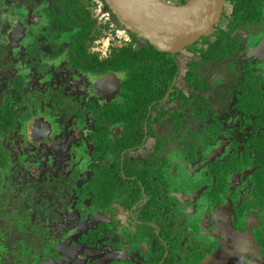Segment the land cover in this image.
<instances>
[{"label":"flooded vegetation","instance_id":"af4514ba","mask_svg":"<svg viewBox=\"0 0 264 264\" xmlns=\"http://www.w3.org/2000/svg\"><path fill=\"white\" fill-rule=\"evenodd\" d=\"M44 11L43 7H33L31 0H0V82L6 79L0 106L11 103L13 99L17 101L21 93L22 105H25L23 99L31 101L33 85L29 83L36 76L42 82L36 86V96L44 100L49 96L50 100L39 105L42 113L33 110L38 119H29L22 127L30 141L48 140L56 124L82 132L81 138L89 144L87 130L97 128L88 112L84 119L72 115L66 118L55 104L52 122L49 121L47 107L50 109L52 103H58L55 99L62 94L61 90L64 92L61 98L64 104L70 97L85 96L99 104L118 100L125 105L128 100L122 96L121 75L109 70L93 76L72 68L66 51H61L64 38L61 44H57L55 42L60 38L52 34L51 37L55 38L52 42L54 50L48 53H58L60 63L52 65V61L41 58L40 36L31 39L27 51L23 49L24 39L35 32V29L28 28L29 18L32 21L33 17L39 16L41 24L38 30L42 31L43 39H50V35L46 37L48 21L43 16ZM235 34V41H227L224 45L233 48L210 61L211 64L200 72L210 85H201L205 87L197 88L196 95H193L195 86L188 87L186 94L189 99L182 104L181 99H169L171 92L181 87L180 82H174L161 99L151 101L150 111L158 117L155 121L145 118L140 143L123 150L114 145L109 148L111 159L118 151L122 160L128 155L144 162L156 153L158 159L174 172L180 168L182 160L190 159L191 156L187 158L183 154L188 147L195 148L189 146L190 142L205 140L203 148L196 149L195 164L216 170L211 162L216 160L222 165L227 160L225 163L231 169L230 175L226 171L220 199L198 195L197 192L180 196V202L165 204L162 201L165 199L164 192L160 196L152 188L153 192L145 189L142 180L143 193L139 198L121 193L108 203L102 202L94 195L97 190L92 192L93 195L85 192V186L93 181L90 176L94 175V171L91 172L84 161H79L81 158L71 165L70 173H75L77 179L68 188L62 185L60 179L67 168L54 159L61 158L55 154L57 150L42 148L37 153L28 148L18 150L4 141L12 160L9 166L2 165L0 170V264H264L259 259L264 257V205L260 204L264 201V92L263 95L254 92L245 101L246 104L241 97L251 89L242 86L247 76L257 73L264 76V48L260 45L264 42V23L249 22ZM104 41L95 50L100 49L102 57H107L108 45L104 49ZM20 49L27 52L22 57L27 63L21 58L17 65ZM254 49L260 53L257 50L255 55ZM5 50H13V58L4 59ZM199 51L200 59L205 61L204 52ZM179 52L182 51L173 53L177 60L182 59L181 54H177ZM8 63L14 68L6 67ZM52 67L58 74L56 78L49 72ZM52 79L54 83L51 85ZM78 79L90 89L86 88L81 94L75 89L74 82ZM175 79H179L178 73ZM21 80L24 83L22 91L29 92V95L24 96L18 91ZM139 108L140 105H136L131 112L135 113ZM137 119L138 116L127 123L122 120L104 122L102 127H109L113 142L119 144L118 139L132 131L131 123L138 129ZM32 123L35 124L34 135L31 134ZM76 123L85 128L80 129L75 126ZM19 128L8 136L9 140ZM37 134L40 137L36 139ZM128 138L132 136L128 135ZM48 157L50 162L55 160L51 166L45 164ZM175 178L173 181H176ZM96 182L100 195L114 184L113 179H98ZM79 194L85 195L84 199ZM164 216L167 221L161 220ZM244 222L245 226L242 225ZM164 224L173 227L166 232ZM180 235H188L192 239L191 248L187 249V246L186 249L176 250L174 244L168 243ZM172 246L174 251L170 250Z\"/></svg>","mask_w":264,"mask_h":264},{"label":"trees","instance_id":"16d2710c","mask_svg":"<svg viewBox=\"0 0 264 264\" xmlns=\"http://www.w3.org/2000/svg\"><path fill=\"white\" fill-rule=\"evenodd\" d=\"M171 1L185 3L188 0ZM40 2L42 1L31 0L33 7H43L45 9L43 16L48 21V35L52 33V36L55 37H59L60 35L65 36L63 44H61V51H66L65 55L68 56L67 58L70 60L71 67L90 73L93 76L103 74L109 70H115L121 75L122 96L128 100L125 105L118 102V100L99 104V102L91 99V97L87 98L84 96L78 98L70 97L67 103L64 104L61 99L64 92L61 90L62 94L56 96L55 99V102L58 103H52L50 109L47 107V113L52 118H54L53 114L55 112L53 110L55 104H58V108L62 109L66 118L72 115L77 116V119H84L86 112L93 117L94 126L97 129L87 130L89 144H87L85 139L76 137L78 143L83 142L85 144L82 148V156L79 161H84V165L88 164L91 172L94 171V175L91 174L90 176L93 181H90L89 185L85 186V192L92 194L94 190H97L94 191V195L98 196V200L107 203L116 199L115 197H118L121 193L130 194L137 199L143 193L142 183H140L143 180L146 185L145 189L151 190L152 188L160 196L164 192L165 199L162 201L165 204L170 201L180 202V196L193 195L197 192L198 195L213 196L215 200L220 199L221 196L219 195H222L223 183L226 182L227 173L231 174V169L225 163L227 160L222 165H220L219 161L216 162V160L211 162V165H214L216 170H209L195 164V156L198 154L196 153V149L197 147L203 148L205 140L199 139L197 143L195 141L190 142L189 146L195 148L188 147L189 149L183 152L187 158L191 156L190 159L182 160L180 168L174 170V172L168 168L170 167L169 165L163 164L158 159L156 153H152L153 157L144 162L135 157L131 158L128 155L122 160L118 151L115 152L113 159H111L109 158V148L115 146L123 150L140 143V138L143 134L141 128L144 125L145 118L147 117L155 121L158 117L155 112L150 111L149 105L151 101L161 99L174 82H180L181 87L178 90H173L169 99L173 101L181 99L180 103L182 104L186 103L189 99L186 94L189 90L188 87L191 89L192 86H195L193 95H196V89L201 88V85H210L208 79L205 77L203 79L200 72L204 67L211 64L210 61L218 59L225 52L227 53V51L233 48V46L226 48L224 45L227 41H235V37H233L234 33H236V36L237 32L242 30V27L249 25V22L264 23V0H226L223 20L215 26L213 34L202 36L197 43L177 53L181 54L183 61L182 59H180L181 61L177 60L176 54L158 50L148 39L140 37L132 30H129L131 41L118 40L113 37L110 25L101 21L95 14V0H43L42 4ZM106 5L108 6V4ZM114 20L118 23L120 22L115 14ZM104 40L109 41L106 53L107 57H102L100 49L95 50L99 46V43ZM260 45L264 48V42H261ZM199 46H201L200 49ZM199 50L204 52L202 55L205 57V61L200 59V55H198ZM177 61L179 64L182 62L183 65L181 64L180 67ZM177 73L179 79H175ZM23 86L24 83L21 80L18 91L23 92L24 96L29 95V92L22 91L24 89ZM242 86L251 88L241 95L242 102L246 104V100L251 98L254 92L263 95V74L257 73L247 76ZM32 89V100L25 102L23 99L25 105H22L21 99L23 96L21 93L17 101H13V99L11 103H4L0 106V170L2 165H5V167L9 166L12 160L4 141L9 143L10 147L18 150H22L23 148L31 150L32 148L33 143L25 135L23 129L22 135L19 127H23L29 119L35 116L33 110L39 111V105L43 101L47 100L48 102L50 100L49 96L46 100L40 98L41 96H36L38 90H36L35 85H33ZM82 101L83 104L81 103ZM136 105H140V108L135 113H132L131 110ZM137 116L138 119L136 121L139 124L138 133L134 123H131L132 131L128 135L132 136V138L129 139L128 135H125L124 138L118 139L120 141L119 144L113 142L109 134V130L111 129L109 127L104 129L102 127L104 122L116 123L122 120L127 123V121L136 119ZM17 128H19V131L14 135L13 139L9 140L8 136ZM60 128L64 132L65 128ZM83 128L85 127H81L80 129ZM218 129L219 131L221 130L220 128ZM214 139L213 137L212 140ZM216 140L219 141V139ZM88 145H91V147ZM192 151L193 153H191ZM97 162L103 165H99ZM105 162L108 163L104 164ZM69 169H65L67 171L63 169L64 173L60 177L62 185L68 188L77 179L75 173H70L72 168L70 167ZM0 173L2 174L1 171ZM173 178L176 181H173ZM98 179L105 181L113 179L114 184L109 186L105 194L100 195L99 188H96V180ZM1 181L2 176L0 175V183ZM255 189L257 190V188ZM0 192H2L1 186ZM84 196L83 194L81 196L79 194V197L82 199H84ZM260 204L264 205V201ZM161 220L167 221L165 216ZM242 225L245 226V222ZM164 227L165 231L168 232L173 226H166L164 224ZM168 243L174 244L176 250L179 248L186 249L187 246V249H189L193 245V241L188 235L177 236L168 241ZM170 250L174 251L175 249L172 246Z\"/></svg>","mask_w":264,"mask_h":264},{"label":"water","instance_id":"95a60500","mask_svg":"<svg viewBox=\"0 0 264 264\" xmlns=\"http://www.w3.org/2000/svg\"><path fill=\"white\" fill-rule=\"evenodd\" d=\"M120 24L148 39L158 50L183 51L221 22L226 0H105ZM21 36V33H20ZM19 37V36H18ZM35 124L31 130L34 135ZM38 134L34 138H39Z\"/></svg>","mask_w":264,"mask_h":264},{"label":"rangeland","instance_id":"374dc122","mask_svg":"<svg viewBox=\"0 0 264 264\" xmlns=\"http://www.w3.org/2000/svg\"><path fill=\"white\" fill-rule=\"evenodd\" d=\"M32 12L34 13V11L32 10ZM27 14V13H26ZM30 16V14L26 15ZM37 19V20H36ZM43 19V18H42ZM28 28L29 29H35V32L33 33L32 36H27L24 41H23V49H25L27 51L28 47L27 44L31 43V39H34L35 36H40L38 38H40V42H39V47L41 49V52H40V56L43 60H47L48 62L52 61V65H55V64H58L60 63V60L58 61V57H59V54H55V55H50L48 53V51L52 52L54 50V46L52 45V42H53V39L55 38H52L51 35L49 36L50 39L48 38L47 40L46 39H43V35H42V31L38 30V26L41 24V18L39 16L37 17H33V20L30 21V18H29V21H28ZM121 23V22H119ZM52 34V33H50ZM46 37H48V34L46 35ZM65 36L64 35H61L59 36L60 39H58V41H56L55 43L57 44H61V39L64 38ZM41 40L43 41H46L47 43H44V42H41ZM108 41L105 40L103 42V48L106 49L107 45H108ZM56 45V44H54ZM259 45V44H258ZM58 48L60 49L61 47L59 45H57ZM258 47V46H257ZM3 48V47H2ZM4 49V48H3ZM246 49V48H245ZM22 49L19 50V53H18V59L16 60V64L18 65V63L21 60L22 57H24L26 55L27 52H25L24 50ZM255 50V55H257V53L259 52L258 49H254ZM258 50V52H257ZM12 52H9L7 50L4 51L5 55H4V59H10V58H13V50H11ZM47 51V52H45ZM260 53V52H259ZM250 54V53H249ZM251 55V54H250ZM62 56V55H61ZM264 58V57H262ZM24 60V58H22ZM24 63H27V60H24L23 61ZM9 64V65H8ZM6 64L5 66H10L11 68H14L13 65H10L11 63H8ZM38 64V63H37ZM40 66V64H38ZM54 67H52L51 69H49V72L50 73H53L54 74V77L56 78L58 76V74L54 71ZM12 72V71H11ZM1 78V77H0ZM30 83L31 85H35V86H38V85H41L42 82H39L37 80V77L36 76H33L31 79H30ZM74 80V79H73ZM75 81V80H74ZM5 83H6V79H4V81L0 82V96H1V93H2V90L3 88L5 87ZM54 83V79H52V81H50V84L52 85ZM75 84V89H77L81 94L83 92H85L86 88H89L87 87V85L81 81L80 79L76 80V82H74ZM86 85V86H85ZM78 86V87H77ZM90 89V88H89ZM96 91L98 90L97 88V85H96ZM91 92V91H90ZM222 93H220V96ZM224 97V96H223ZM227 104V103H226ZM39 112H41L39 110ZM42 113V112H41ZM36 116V114H35ZM34 116V117H35ZM49 117V116H48ZM39 117H35V119H38ZM49 121H54V118L52 117H49ZM75 126H79L81 127L78 123L75 124ZM20 130L22 132V126L20 127ZM58 131V132H57ZM23 132L25 133L24 129H23ZM23 132H22V135H23ZM61 133V135L59 134ZM25 135L27 136V134L25 133ZM76 137L77 138H81V132L78 131V130H70V128H65L64 132H62L61 128L58 127L56 124L53 125V129H52V133H51V136L48 140H43V141H38V142H33L32 144V148H31V151L33 152H38L40 149L42 148H49V149H54V150H57V153L55 154H58L59 157L61 158H54L56 159L58 162H60V164L63 166V168H70L72 164H75L77 160H79V158L82 156V148L84 146L83 142H81L78 146V141L76 140ZM66 154V156H65ZM49 156V155H48ZM51 161V158L48 157V159H45V164L49 163L50 166H51V163L54 162L55 160H52ZM33 164V163H32ZM70 170V169H69ZM246 251V250H244ZM259 259L263 260V261H260V262H263L264 263V257H259Z\"/></svg>","mask_w":264,"mask_h":264},{"label":"built area","instance_id":"2783aa9c","mask_svg":"<svg viewBox=\"0 0 264 264\" xmlns=\"http://www.w3.org/2000/svg\"><path fill=\"white\" fill-rule=\"evenodd\" d=\"M95 2H96V8H95L96 15L99 17L101 21L106 22L110 25V28L113 33V37H115L118 40L131 41L130 32L126 28L119 26L112 19V12L107 8L105 1L95 0Z\"/></svg>","mask_w":264,"mask_h":264},{"label":"clouds","instance_id":"9594fccd","mask_svg":"<svg viewBox=\"0 0 264 264\" xmlns=\"http://www.w3.org/2000/svg\"><path fill=\"white\" fill-rule=\"evenodd\" d=\"M105 1V0H104ZM106 3V2H105ZM107 6V5H106ZM107 8L112 12V10H111V8L110 7H108L107 6ZM96 14V13H95ZM99 18V17H98ZM112 19L114 20V13L112 12ZM115 21V20H114ZM116 22V21H115ZM119 26H121V27H124V26H122L120 23H118V22H116ZM124 28H126V27H124ZM127 29V28H126ZM128 30V29H127ZM129 31V30H128ZM132 40V39H131Z\"/></svg>","mask_w":264,"mask_h":264}]
</instances>
